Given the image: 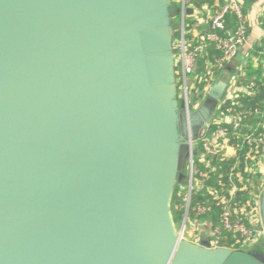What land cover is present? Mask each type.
Returning <instances> with one entry per match:
<instances>
[{
	"label": "water",
	"instance_id": "water-1",
	"mask_svg": "<svg viewBox=\"0 0 264 264\" xmlns=\"http://www.w3.org/2000/svg\"><path fill=\"white\" fill-rule=\"evenodd\" d=\"M179 13L173 0H0V264H264V187L250 248L186 240L175 220L243 60L186 109Z\"/></svg>",
	"mask_w": 264,
	"mask_h": 264
},
{
	"label": "built area",
	"instance_id": "built-area-1",
	"mask_svg": "<svg viewBox=\"0 0 264 264\" xmlns=\"http://www.w3.org/2000/svg\"><path fill=\"white\" fill-rule=\"evenodd\" d=\"M196 1L201 0H173L180 7V13L176 17L180 29L174 46L179 92L185 94L186 109H192L191 93L196 82L202 80L195 72L200 59L208 55L210 44H214L221 52V57L216 64L207 61L208 80L204 96L215 82L219 68L239 53L243 60L238 66L240 74H234L220 101L215 119L209 125L205 136L197 142V154H192L188 161V184L181 190L185 199L181 233L184 236L188 226H191L196 228V238L206 234L213 247L250 248L260 241L261 231L255 221L259 216L260 194L256 196L254 203L248 201L251 206L248 210L239 206L241 201L238 194L247 189L253 175L264 173V59L254 55V48L247 46L249 22L239 0H227L211 15L210 29L204 36L188 38L187 9L192 7L196 10ZM230 15L234 16L232 28L227 26ZM249 64L253 67L261 65L258 77H247ZM229 158L233 159L228 169L229 187L225 189L221 175L218 180L219 187L204 186L205 180L210 179L212 172L217 170L211 164L212 160L224 161ZM203 189L201 198L195 201L193 195ZM214 212L217 213L216 221L212 218ZM202 221L208 226L205 234ZM230 238L233 240L232 246L226 244Z\"/></svg>",
	"mask_w": 264,
	"mask_h": 264
},
{
	"label": "trees",
	"instance_id": "trees-1",
	"mask_svg": "<svg viewBox=\"0 0 264 264\" xmlns=\"http://www.w3.org/2000/svg\"><path fill=\"white\" fill-rule=\"evenodd\" d=\"M255 0H243L241 1V5L242 8L244 10V12H246L249 7L251 6V4L254 2ZM212 3L211 0H201V1H196L195 5L196 7H202L204 6V4H209ZM189 22V20H188ZM193 22L190 21V26H188V31H187V37L191 38L189 36V30L191 29V25ZM227 26L229 28L234 27V16L230 15L229 16V20H228V24ZM262 26L264 27V12H263V16H262ZM210 29V26L208 28V30ZM206 32H201V36H204ZM179 35V34H178ZM208 55L207 56H203L198 64V68L195 72L196 76L202 77L201 81H197L195 88L193 89V95H192V99H193V103L203 99L204 97V89L206 86V82L208 80V77L206 76L207 74V61L212 62L213 64H216L217 60L221 57V52L219 50H217L214 46V44H210L208 46ZM176 52V50H175ZM262 52H264V39H262L260 42H258L257 45H255L254 50H253V54L256 56L261 57L262 59H264V54H261ZM247 77H258L260 75L261 72V65H258L257 67H253L252 64L248 65L247 68ZM215 70V68H214ZM197 80V79H196ZM233 163V159L229 158L226 159L224 161H220L219 159H213L211 164L213 166L217 167V170L215 172H212V176L210 179L205 180L204 182V186H208V185H214V186H218V180H219V176H222V181L225 184V189H227L229 187V182H228V169L230 168V166ZM201 168L205 169V167L203 165H201ZM262 179H261V174H255L252 177V182L250 184H248L247 189H245L242 192H239L238 194V199H240V207H245L246 210L250 209L251 206L248 204V201L251 202H255L256 196L258 194H260L261 190H262ZM204 189L199 191L198 193H195L193 195L194 200L196 201L197 199H200L201 194L203 193ZM184 194L183 191L180 190L179 186L176 187L175 193H174V197H173V203H172V209H173V213H174V217L176 222H178L184 213ZM216 212L219 211V209L216 207ZM214 212V214H212V218L214 221H216L217 218V213ZM244 220L247 221L246 218H244ZM248 222V221H247ZM228 246H232L233 244V240L232 238H230L228 240V242L226 243Z\"/></svg>",
	"mask_w": 264,
	"mask_h": 264
},
{
	"label": "crops",
	"instance_id": "crops-1",
	"mask_svg": "<svg viewBox=\"0 0 264 264\" xmlns=\"http://www.w3.org/2000/svg\"><path fill=\"white\" fill-rule=\"evenodd\" d=\"M212 3L204 4L202 7H196L192 15H189V26L190 21L193 22L191 29L189 30V36L191 38H199L201 32H207L209 28V20L211 15L218 9H220L227 0H211ZM240 2L243 0H239ZM264 12V0H255L249 9L245 12L249 22V35L247 46L255 47L262 39H264V27L262 26V16ZM203 222V221H202ZM206 224L202 223L203 233L207 230ZM206 235V234H205ZM204 235V236H205ZM197 236V235H196ZM200 238L202 236H198ZM200 238H195L194 242H197Z\"/></svg>",
	"mask_w": 264,
	"mask_h": 264
},
{
	"label": "rangeland",
	"instance_id": "rangeland-1",
	"mask_svg": "<svg viewBox=\"0 0 264 264\" xmlns=\"http://www.w3.org/2000/svg\"><path fill=\"white\" fill-rule=\"evenodd\" d=\"M176 20H177V18H176ZM206 84H207V82H206ZM192 95H193V91H192V93H191V108L192 109H194V108H196V106L195 105H197V104H200V102L202 101V99L201 100H199V101H197V102H195V103H193L194 101H193V99H192ZM193 101V102H192ZM218 113V112H217ZM217 115V114H216ZM215 119V117L213 118V120ZM213 120H212V122H213ZM211 122V123H212ZM261 179H262V184L261 185H264V173L261 175ZM252 181V180H251ZM251 183V182H250ZM187 181L186 182H184V183H181V184H179L178 186H179V188H180V190H184L185 188H186V186H187ZM262 189H263V187H262ZM261 192H262V190H261ZM260 192V193H261ZM184 199V198H183ZM185 200V199H184ZM254 207H256V204H255V206ZM182 218L177 222V224H178V226H181V224H182ZM255 221L257 222V226H258V229L261 231V234H260V236H259V238H260V240H263V229H262V226H261V223H260V218H259V216H257L256 218H255ZM202 226V225H201ZM196 235H197V231H196V228H194V227H191V226H188V228H187V230H186V232L184 233V236H183V238L184 239H186V240H194L195 238H196Z\"/></svg>",
	"mask_w": 264,
	"mask_h": 264
}]
</instances>
